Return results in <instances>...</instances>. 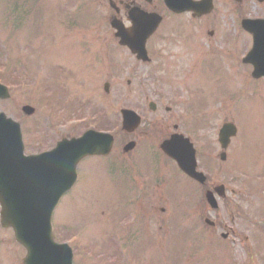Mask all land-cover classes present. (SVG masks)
Listing matches in <instances>:
<instances>
[{"label":"rangeland","instance_id":"obj_1","mask_svg":"<svg viewBox=\"0 0 264 264\" xmlns=\"http://www.w3.org/2000/svg\"><path fill=\"white\" fill-rule=\"evenodd\" d=\"M79 3L0 0V77H4L1 82L9 87L11 95L0 102V111L20 124L25 154L49 150L62 137L79 135L95 126L90 116L93 110L104 111L107 116L99 127L106 125L113 130L120 122L119 110L133 109L142 117V131L146 124L158 122L164 115L167 97L180 93V119L185 124L182 132L199 152L198 166L207 175L208 185L223 184L227 198L218 200L215 211H207L218 221L217 227L205 228L200 222L194 233L191 230L192 234L179 239L177 223L180 227L183 221L189 223L191 212L203 209L198 202L200 194L190 195L193 191L187 183L183 186V206L174 202L170 185L156 188L149 182L139 183L147 187L145 198L137 202L141 205H128L139 190L131 191L135 172L132 161L138 159L142 169L157 173L160 167L155 151L88 157L79 163L77 182L54 210L56 241L72 240L75 261L82 264L80 248L108 246L120 230L117 220L126 222L127 217L134 216L131 213L145 211L152 219L148 228L141 226L143 233L132 247L138 250L142 246L143 256H149L145 264H161L162 249L166 252L165 264H245L246 260L248 264H264V235L255 226L264 227V79H251V67L238 60L251 46L250 35L240 32L238 14L264 19V0H213L212 13L199 19L164 11L162 25L148 41L149 64L137 62L125 48L117 46L103 2L94 6L105 9L97 11L94 20L90 11L75 14L78 11L74 6ZM72 14L77 19H72ZM76 21L85 23H77L75 28ZM210 30L212 36L207 34ZM152 70H157L160 80L149 76ZM105 82L109 83L108 93L103 90ZM158 94L165 97L163 102H157ZM149 101L158 103L155 112L148 109ZM23 105L33 107L34 113H22ZM86 118L93 124L86 125ZM224 122L234 123L237 133L221 162L217 133ZM137 131L127 134L125 142L142 136ZM122 139L118 138L116 144ZM166 174L174 176L172 172ZM158 195L168 200L158 202ZM188 198L194 202L193 207L187 205L191 203L185 201ZM159 218L170 222L168 235L173 237L164 240L167 234L162 235L158 240L162 249L148 253L147 240L157 247L155 238L147 239L148 233L161 236L155 225ZM224 225L247 237L244 244L240 243L243 248L231 246L229 251L228 243L219 237L228 231ZM74 229L78 233H73ZM207 236L211 248L205 247ZM101 259L107 260L105 256ZM0 264L19 262L12 255L0 253Z\"/></svg>","mask_w":264,"mask_h":264},{"label":"water","instance_id":"obj_2","mask_svg":"<svg viewBox=\"0 0 264 264\" xmlns=\"http://www.w3.org/2000/svg\"><path fill=\"white\" fill-rule=\"evenodd\" d=\"M189 1L188 6L181 9L180 0H165V3L174 12L193 10L194 16L208 13L212 8L211 0ZM128 18L132 21L129 28L112 20L115 36L119 38V44L127 46L137 59L147 60L145 42L157 27L160 17L133 14ZM241 24L252 34L253 40L252 49L243 62L252 64L251 75L259 78L264 76V20L244 19ZM8 97L6 87L0 85V99ZM22 111L30 115L33 108L26 105ZM121 113L123 130L132 132L139 124V117L129 110H122ZM235 134L233 124L226 123L221 127L218 140L223 149ZM112 141L110 134L88 130L78 138L58 141L50 151L24 156L19 124L0 113V223L12 228L15 239L26 249L23 264H72L68 246L53 242L50 225L52 211L62 194L74 183L79 160L87 155L107 154ZM132 146L130 142L124 150L128 151ZM161 147L176 159L183 172L204 182L203 174L195 170L194 150L188 139L180 136V149L175 152L168 150L164 143ZM224 157L222 153L220 158ZM215 190L219 195L223 193L222 187ZM206 198L211 207L217 206L212 194Z\"/></svg>","mask_w":264,"mask_h":264},{"label":"flooded vegetation","instance_id":"obj_3","mask_svg":"<svg viewBox=\"0 0 264 264\" xmlns=\"http://www.w3.org/2000/svg\"><path fill=\"white\" fill-rule=\"evenodd\" d=\"M74 1H80V3L78 4L79 6H76L75 8H77L76 10L78 11V13L75 14H85L88 12V9L86 7L83 6L82 4V0H73ZM95 2H97V6H100L101 2H103V4L101 5H105V9L108 11V16L109 19H111L112 17H117L120 20H122L126 26L129 25V23H127L124 19L127 18L128 12L129 10H131L132 8H138L141 11L144 12H154V13H158L160 15H162L163 10H165L164 6H163V0H95ZM83 6V7H82ZM101 9L105 10L104 8H98V7H92V11H100ZM208 33V32H207ZM212 34H209L210 36L213 35V32H211ZM158 69V68H157ZM153 72H151L153 75L156 76V72L157 70H152ZM160 98V95H159ZM168 100V104H165L163 106L164 109V115L161 116V119L154 124H158L159 125V130H160V137H156V136H151V135H144V136H140L138 137V139H136L135 141V147L134 149L137 150V152L141 153V154H146L148 152V150L153 151L156 150L158 153L156 154L157 157L159 158V160L161 159V161H163L164 163H166L168 166H170L171 170H176V172H179V178L178 181L175 178L172 177H167L164 176L163 178H161L162 180L160 182L157 183V186L161 187L162 185L167 186V185H171V186H175L178 189V194L180 195V191L182 188V184L185 180L188 181L189 183H191L192 185H194L198 191H201L202 193H204V191H208V190H212L215 185L213 184H198L195 181H193L192 179H190L189 177L184 176V174L180 173V171H178V167L176 165V163L174 162V160H172L171 158L167 157L165 154H163L160 151L159 145L160 142L166 139H169L170 136L174 133L180 134V130L183 126L181 120H180V93L178 95H174L173 97H167ZM160 101V99L158 100ZM157 109V104H156V108ZM135 166L139 167V161L138 159H136L134 161ZM151 173L149 171V169H143V171L138 172L135 176V191L139 188L138 193H139V197L142 198L141 201L145 198V192H146V188L147 187H142L139 186V183L142 182L146 185H148L150 183V186L152 187V183H151ZM181 175V176H180ZM149 182V183H148ZM158 202H162L164 200V198L166 200H168L166 197H163L161 195L156 196ZM205 212L202 215L203 221L205 218H207V207L204 208ZM161 211H163V209H161ZM156 221V220H155ZM136 224V223H134ZM184 222L182 223L183 226ZM155 225L157 227L158 230L161 231V236L159 237V234L156 233L155 236L156 238H160L162 239V235L167 234V229H168V221L162 218L157 219V222H155ZM216 225H219L218 221L216 220L214 222V225H211L209 227L211 228H215ZM189 226V224L187 225ZM135 229V226H132V230ZM11 230L10 229H5L2 230L0 228V253L3 254H9L12 255L13 257H15L17 259V261L21 263V258H20V254L22 253V248L16 247V248H10V247H5V245L8 246H12V242L10 240V235ZM7 235V236H6ZM132 236L136 235V230L131 232ZM239 238H235L240 240L241 242L244 239H241V235H238ZM235 239H228V238H224L223 241L227 242L229 241V243L231 245H234L236 243ZM11 249L15 250L13 252H11ZM143 251V249H141ZM102 252L105 251V249H101ZM134 250H132V253L129 254V257L124 258V262L126 264H137L138 260L136 257V253L134 252ZM145 251V250H144ZM120 252V253H119ZM118 253L115 254L117 260L119 261L120 258L124 255V253L126 252V248H120ZM121 255V257H120Z\"/></svg>","mask_w":264,"mask_h":264}]
</instances>
